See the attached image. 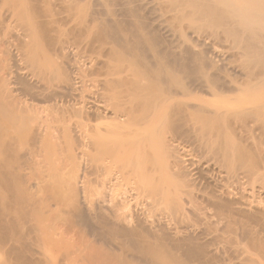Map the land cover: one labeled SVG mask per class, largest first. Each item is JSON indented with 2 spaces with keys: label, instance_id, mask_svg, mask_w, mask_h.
Wrapping results in <instances>:
<instances>
[{
  "label": "rangeland",
  "instance_id": "obj_1",
  "mask_svg": "<svg viewBox=\"0 0 264 264\" xmlns=\"http://www.w3.org/2000/svg\"><path fill=\"white\" fill-rule=\"evenodd\" d=\"M38 1L40 3L41 0H0V118L3 120V115L7 113L8 109L12 110V115L10 114L11 116L7 118L11 128H8L10 130H6L1 137V141L4 142V144L1 142V145L2 147L4 145V152L7 147L10 151V148L13 149L14 146L21 151L20 153L15 150L17 154L19 153L17 157L21 154L20 157L27 158L31 152V150L27 152L30 143H28L29 135L38 126L41 129L40 137L44 136L45 140L47 138L45 136L48 134L47 136L52 139L47 138L51 141H49V146L47 148L44 146L46 149L43 152L40 149L39 151L42 156L45 155L42 157V162L45 158L46 165L49 163L48 166L53 171L51 172L49 169L47 171L50 172H46L44 168L48 166L43 167L42 164L45 162L39 163L41 159L36 161H39L38 165H42H40L41 171L46 172L43 173L44 175L42 172L39 174V168L36 169L38 172L35 170V173L32 170L23 169L25 170L24 174L27 175L24 177L22 173L25 180L19 181L21 186L27 185L24 187L25 190H21V194L26 196L21 195L23 197L20 199H23H19L20 202L24 201L22 202L23 206L21 203L18 205L14 202V204L12 203L14 208L17 209L18 206H21V209L18 208L19 211L15 213L11 211L13 214L8 216L10 212L7 211L13 209L12 205V207L9 206L11 209H6L7 214L4 212L0 216L2 215L1 219L3 216L5 217V214L7 218L10 217L8 220H11V224L14 223L13 226L9 223L11 227L15 228L11 229L13 232L22 230L24 222L27 225L29 222V226L33 225L31 227H37L32 236L34 235L33 237L36 238L35 234H37L36 240L40 239V241L37 240L38 243L36 240L32 243L28 242L33 237L29 238L31 234L26 232L27 227L22 231L19 230L20 233L12 232V235L9 225V231H4L6 233L3 232L4 229H1L4 226H1L0 264H20L21 256L17 255L13 249L20 250L21 260L24 258L23 261L29 260L30 256L34 257L33 259L37 258L36 262L42 259L39 264L41 262V264H156L148 260L151 263L144 261L145 259L143 260L141 255L139 257L135 247L132 246L133 243L131 247H128L131 239L140 240L142 234L141 243L145 242L144 245L153 244L152 246L156 247L155 250L158 248L161 253H164L165 264H177V262L179 264V261L182 264H254L259 261L263 263L264 131L256 128L253 129L254 132L245 136L239 135L241 133L237 132L238 137L235 140L237 144L244 143L250 153L248 155L252 159H257V163L251 159L247 164L238 163L237 159L221 161L201 149L194 140L185 136L175 139V135L171 131L161 134L167 138L170 154L168 153L169 159L166 158L167 156L164 157L166 159L163 160V166L155 173V177L167 178L169 181L166 187L167 196H164L163 201L153 207L150 192L144 189L143 185H140L139 189L138 186L136 188V185L140 184L137 182H141L142 179L137 181L136 177L132 179L133 181L131 179L121 181V184L111 183L119 176L114 168L117 165L108 164L109 151L107 147L109 146L105 142L108 140L105 136V129L108 127L110 129H107L111 130L113 127L110 125L113 123L110 115L111 110L108 112L109 119L101 118L104 117L103 113L107 107H104L105 102L103 101L106 97L102 96H105L106 93H102L105 91L101 90L104 87L101 86L102 76L98 69L107 58V61L114 60L113 57L117 58L109 52L111 46L114 45V43L112 45L113 41L111 42L108 37H106L109 39L108 41L107 39L103 40L105 38L101 36L99 29L103 25H108L110 22L117 23L126 33L131 30L132 25H138V28L141 26L140 30L142 28L143 35L149 36L151 33L150 35L154 37L155 47L159 50L158 52L164 54V58L159 57L158 60L161 59L165 66L170 63L172 67L176 66L177 68L175 65L177 57L175 56H182V52L185 53L187 50L195 52L194 54L203 53L206 55V65L208 63L214 68L209 69V76L223 78V81L228 86L231 84V87L232 85L233 87L237 86L231 83L232 80H244L243 82H245L248 79V77L245 78L243 71L245 64L243 65L241 51L238 48H233L232 42L223 36H221L222 38L215 36L217 38L215 39L209 34L211 33L210 19L198 22L193 28H187L184 33L181 31L182 35L179 31L178 33L177 30L180 28L175 30L171 21L173 14L164 9L166 0H45L46 4H39ZM12 7L18 8V11L17 9L16 12L15 9L12 11ZM33 7H36V10L34 9L35 12L29 16L28 13L32 11ZM47 10L50 14L46 13ZM97 25L102 26L98 27ZM190 47L191 49H187ZM116 49L118 50V46ZM193 50L195 51L193 52ZM128 59L126 57L129 62L131 57ZM148 60L151 62L144 61L146 64L142 66V76L149 74L153 70L152 66L157 63L152 62L155 61L154 59L148 58ZM149 69L151 70L149 71ZM236 81L235 84L242 82ZM259 94L264 95V90ZM197 97L211 103L215 102L214 98H202L204 95L200 97L199 94ZM5 107L8 108L6 112H4ZM101 114L102 116L97 118ZM5 120L6 118L3 122ZM33 127L34 129H32ZM44 128L46 132H48L47 128H51L52 131L49 129L51 133L46 134ZM112 129L114 130V127ZM7 132L8 134H6ZM112 137L115 140L117 138L116 136ZM112 137L110 139H113ZM102 139L105 141L102 142ZM101 143L102 145H100ZM134 145L130 144L126 149L129 146L131 149ZM3 153L0 154V157L7 156ZM7 154V158H9L11 154ZM26 158L25 160H27ZM30 158L27 161H22L23 166L28 162L32 163ZM18 161L20 163L21 159ZM25 166L27 168V165ZM108 166H114L111 168L112 170L109 169L110 175H112V177L108 176L109 178L105 173ZM178 173L180 176L183 175L184 180H187L186 187L179 184ZM181 173L183 174L181 175ZM171 176L176 178L173 179ZM105 181L108 184L107 190L102 186ZM134 181L136 182L134 183ZM22 182L24 184L26 182V184L22 185ZM18 183L13 185H18ZM21 186L16 188L23 189ZM9 188L16 192L10 194L8 189L10 196H14L15 193V196H12L14 199L9 196L14 201L16 194L18 195L20 192L16 189L13 190V186ZM178 195L180 202L184 205L183 207L181 205L182 208H179L180 205L178 207L176 200ZM9 197L7 196V199ZM122 197L123 201H121ZM103 198L106 200L118 199L116 203L125 202L124 206L127 208L124 207V210L122 208L119 213L129 216L131 221L128 220V224L125 223L126 228L129 230L133 228L131 230L140 233L138 236L135 234L137 237H132L135 231H131V237L124 236L126 239L120 234L118 235L121 236L120 239L117 236L118 239L112 238L116 234L107 235L108 226L105 228L104 224L106 225L108 222L103 223L106 218L103 219L101 225L96 222L97 217L99 222L101 214L105 217L104 215L109 212H100L99 206H95L101 204ZM110 202L112 203L113 200ZM110 202L107 204L113 205ZM113 203L115 204V201ZM105 206L108 208L109 205ZM91 207L95 208L94 212L91 211ZM33 209H35V213ZM98 210L100 213L97 215H100L96 216L94 213L95 211L97 213ZM105 212L107 213L105 214ZM22 214L23 216H21ZM90 215H94L96 221ZM16 216L21 217L20 221L14 220L19 218ZM30 216H33V219ZM86 216L93 220L94 227L90 223H88L90 226L84 224L83 219ZM111 217L115 222L113 216L110 218L108 216L107 219L110 220ZM91 220L89 222H92ZM116 221H118L117 218ZM111 222L109 221V224ZM99 225H103L102 228ZM95 228L98 233L95 232ZM18 234L22 236L19 237ZM14 236H16V240ZM8 238L12 240L9 242ZM129 238L131 239L129 240ZM33 243L38 246H33ZM27 246L30 247L29 250L26 249ZM121 246H124V249ZM121 248L122 250H119ZM30 259L32 260V258ZM31 260L28 263L33 262Z\"/></svg>",
  "mask_w": 264,
  "mask_h": 264
},
{
  "label": "bare ground",
  "instance_id": "obj_2",
  "mask_svg": "<svg viewBox=\"0 0 264 264\" xmlns=\"http://www.w3.org/2000/svg\"><path fill=\"white\" fill-rule=\"evenodd\" d=\"M166 2L167 3H165V5H164L165 8L164 7H161V8H164L166 12H171L173 14L171 16L173 28L175 30L177 28H180L177 30V32L179 31L181 33V31H182V33H184L187 28L188 29L193 28L198 22H203L205 20L210 19L211 25L209 26V28H210L211 33H209V34H211L214 38H215V36L217 38H218V36L219 37L223 36L224 38H226V39L230 40V42H232L233 48L234 47H235V49L238 48L241 51V57L243 58V62H244L243 65L245 64V70H243V71L245 72V76H246L245 78L248 77V79H246L245 82H243L244 80L243 81L239 80V81H242L243 83L242 82L240 83L239 81H236L234 79L236 82H239V84L238 83L235 84V81L232 80L231 83L234 84L235 86L236 85L237 86L233 87V85H232V87H231V84L228 86V84L223 81L222 77H221L222 79H219L218 77L215 78L213 76L212 77L209 76L208 71H210L209 69L213 68V67L209 66L208 63H207L208 66L206 65V61H207L206 55H204L203 53H197V52H196L197 54H194L195 50H193L194 53H192L189 50H187L188 51L187 52L185 49H183L186 52L185 53L182 52V56H180V55L175 56V57H177V58H175V60H176L175 65H177L178 69L176 68V66L172 67L170 63L167 66H165L164 63L161 61V59L158 60L159 57L164 58L163 57L164 54L162 52H158L159 50H157V48L155 47V45L153 43L154 37L152 35H150L151 33L149 34V36L145 35V34L143 35V31H141L142 28L140 30L141 26H139V28H138L137 27L138 25H136V26L132 25L131 30L126 33V31H123L121 26H119L117 23L113 24L110 22L111 25L108 23V25H105L106 27L104 25H103L104 27L102 25H97L98 27L102 26L101 28H103V29L100 28L102 31L99 29V31L101 32V36L103 38H105V39H103V38L102 39L103 40L107 39V41L110 39L111 42L113 41L112 45H113V43H114V45L111 46L112 48L110 47L112 49V51H111V49H109V52L114 54L113 56L117 57V58H114V57L112 58V55H110L111 58L114 60H111L109 57V59H110L109 61H107L108 60V58H107L106 59L107 62L104 61V63L102 65H100L101 67L99 66L100 68L99 69L97 68L100 72L99 74H101V76H102V79H100V80H102L101 86H103L104 89L101 87L102 88L101 90L105 91L102 93H104V94L106 93L105 96H102V97H106V99H105L106 101L103 98V100H104L103 102H105L104 107L105 108L107 107L106 111L103 113V115L105 114L104 117L101 114L97 118H100L102 116L101 118H108L109 119V116L111 115V119L113 120V123L111 121L112 124H110V125H112L114 127V130L112 129L113 127L111 128V130H108L110 128L107 127L108 128L107 129L105 127L106 128L105 129V133H106L105 136L107 137L108 140L105 141L102 139V142L105 141L107 143L106 145L109 146V147H107L108 151H109L108 164L117 165L116 167H114V166L113 167L116 168V172H118V174H119L118 177L116 176L117 178L115 180H113V178H112L113 181L111 183L121 184V181H124V180L126 181V179L132 180L133 178H136V177L138 179L137 181H140L139 179H142L141 182H137L140 184L136 185V188L138 186V189H139L140 185H143L144 189H147V191L150 192L149 194H151L150 196H151L152 201H153L152 202L153 207L157 206L160 203V201H163L164 196H167L166 195L167 194L166 193L167 192L166 187H167V184L169 181L167 178H163V177L162 178H159V177L156 178L155 177V173H157V171L163 166V160H165L166 158L169 159L168 156L170 154V152H168V151H170L169 150L170 145H168L169 143L167 141V138L165 136H162L161 134H163L166 131H171L172 133H174L175 139H180V136H182V137L185 136L186 138L194 140L198 143V145L200 146L201 149L205 150L207 153L211 154L212 156L219 158V160L221 159V161H224V162L227 160H234L235 161V159H237L236 161L238 163H242V164L246 163L247 164V162L249 163V160H251L252 157L250 155H248L250 153L247 149V146H245L244 143H238L237 144V142L235 141L236 137H238L237 132L241 133L239 135L245 136V135H248V134H251L252 132H254V130L256 128H257V130L264 131V95L259 94L260 91L264 90V0H166ZM38 3H39V1H38ZM41 3L42 4L45 3V0H41L39 4H41ZM162 6H163V4H162ZM35 8L33 7L31 9L32 11H30L28 13L29 16H30V14L32 15L33 12H35L34 11ZM14 9H15V12H16V9L18 11V8H15V7L11 8L12 11ZM48 12H49V10H47L46 13H48ZM49 14H50V12H49ZM182 33H181V35H182ZM106 37H108L109 39ZM217 38H215V39H217ZM187 41L189 43V40H187ZM185 43H186V41H185ZM183 45H184V43H183ZM117 46H118V50L116 49ZM195 46H197V45L195 44ZM113 47H115V48H113ZM120 48H121V50L119 51ZM182 48H183V46H182ZM187 49H191V47L187 48ZM121 51L126 52L128 56L126 55V53H122ZM123 54L126 55L127 59H128V57H131V60L129 61L130 63L128 62L129 59L126 60V57H124L125 55H123ZM186 56H187V58L189 56V58L187 59ZM148 58L152 59V60L154 59L155 61H152V62H154V63L157 62L156 63L157 66L153 65L152 66L153 70H151L152 68L149 69V71L151 70L149 72L150 75L147 74L148 76L147 75L142 76L141 69H142V66L144 64H146L144 62L145 60H147L146 62L150 61V60H148ZM131 61H132V63H131ZM126 63H129V64L126 65ZM246 72H247L248 76L246 75ZM145 73H148V72H145ZM101 76L99 75V77H101ZM103 76H105L104 80H103ZM225 78H224V80H225ZM228 80H229V78H228ZM227 82L230 83V81H227ZM199 94H200V97H202L204 95V97H202V98H207V97L208 98H214L215 102L211 103L209 101H204L201 98L197 97ZM261 96L263 97L262 99H261ZM0 97H1V95H0ZM7 102H9V101H7ZM102 106H101V108L103 109ZM7 109L8 108H6V110H4V112H6ZM109 110H111L110 115L108 113ZM4 112H3V114H4ZM11 112H12V110L8 109L7 113H5L3 115V117L6 118L5 122H3L4 118H3V120H2V118H0V120H2L0 122V145H1V142H2V144H4V142L1 141V139H2L1 137H3L6 130L7 131L10 130L8 128H11V127H9V124H8L9 122L7 120V118H9L12 115ZM35 114H36V112H35ZM1 116H2V113H1ZM31 116H33V115L31 114ZM88 116H89V114H88ZM91 119H93V118H91ZM31 121H32V119H31ZM42 122H44V121H42ZM42 122H40V123L45 126L44 123L46 121L44 123H42ZM40 123H39V125L41 127H43ZM33 126H35V125H33ZM105 126H107V125L105 124ZM36 128H35L36 132L34 130L33 131L30 130L32 132L29 135L30 137L28 136L29 137L28 143L29 142L30 143L28 144V146H29V148L27 149L28 151L27 150L26 151L29 152L31 150V152H29V155H28V153H26L28 156L25 154V156H27V158L26 157H23V158L20 157L21 154L19 155L20 158L17 157L19 153L17 154L15 150H17V152L19 151L20 153H21V151L14 146H13V149L10 148L11 149L10 151L7 147L8 150L7 149L5 150V152L7 151L6 153L3 151L4 145H3V147H2V145L0 146L1 147L0 151L2 150L0 152V154L4 152L3 154L7 155L6 157H4L5 155L0 157V159L3 158L2 160H0V210H1L0 214H2V213L4 214V212H6L7 208L11 209L14 202L18 203V205H19V203H21L22 204L21 206H23L22 202H24V201L20 202L19 199L24 196L21 193L23 190H25L24 187L27 185H25L26 182H25V184L22 182V185H25L23 187L20 185L21 183L19 181L25 180L24 177L27 176L26 174H24L25 170H27V169H28V171L32 170L35 173V170L39 168L38 169L39 174H40V172H42V175H44L43 173H46V172L49 173L50 172L47 170H49L51 167L48 166L49 163L46 165V161H44L45 158L43 159V162H45V164L42 162V157H44L45 155L43 154L44 156H42L41 155L42 153L40 151L43 152V150L49 146V143L51 141L48 139H51V138H49L47 136L48 135L47 133L50 134L51 132H49V131L50 130L52 131V129L49 128L50 129L49 130L47 128L48 132H46V130H45L46 127L44 128V132H46V134H47V135L45 134L46 135L45 137L48 138V139L46 138L44 140V136L40 137V135H39L41 129L38 128V126H36ZM32 129H34V127ZM6 134H8V132ZM102 135L104 137V134H102ZM112 136H116L117 137L116 140ZM5 137H6V135H5ZM110 137H112L113 139H110ZM38 143H39V145H37ZM98 144H99V142H98ZM130 144L131 145L135 144V145L132 146L133 148H131V149H129L130 146L128 147V149H126V147ZM100 145H102V143ZM44 146L46 148H44ZM38 147H40V148H38ZM101 148H102V146H101ZM39 149H40V151H39ZM7 153L11 154V156L9 158H7L8 157ZM38 156L39 157L41 156V157L39 158ZM165 156H167V157L164 159ZM25 158L27 160L29 158L32 159L31 160L32 163L29 164V162H28V163L24 164V166H23V162L27 161V160H25ZM18 159H21V162L22 161L23 162L19 163L20 160L17 162ZM22 159H24V160H22ZM40 159H41V161H40ZM36 160H39L40 162L36 161ZM252 160H254L257 163L256 158H254ZM35 161H36V164H35ZM15 162H16V164H15ZM37 162L43 163L42 164L43 167L45 165L48 166V167L44 168V169H46V172L45 171L43 172V170L41 171L42 165L41 164L38 165ZM54 163L57 164V162H54ZM25 165H27V168ZM50 165H52V164H50ZM109 166L107 167L106 172H105L106 177H108V176L112 177V175H110V173H111L110 170H112L111 168H113V167H109ZM33 167H35V168H33ZM23 169H25V170H23ZM52 171L53 170H51V172ZM56 171H57V169H56ZM97 172L99 173V171H97ZM22 173H23V176L25 175L24 177L22 176ZM34 173L32 172V175ZM259 173H260V171H259ZM107 174H109V175H107ZM179 174L180 173H178V177H179L180 181H178V178L176 180L179 182L180 185H182L183 187L184 186L186 187L187 186L186 185L187 180H184L185 179L184 177H183L184 179L182 178L183 173H181L182 176H180ZM48 177H50V176H48ZM171 177L173 179L176 178V177L174 178L173 176H171ZM34 178H35V176H34ZM114 178H115V176H114ZM134 180H136V179H134ZM135 182L136 181H134V183ZM17 183H18V185H13V184H17ZM31 185H33V184L31 183ZM31 185H30V187H31ZM107 185L108 184L106 181L103 182V184H102L104 189H106L108 187ZM11 186H13V190L16 189L20 192V194H18V195L16 194V198L14 201H12V199L10 198L13 196V195L10 196L11 192H15V191L10 190V189H12V188H9ZM18 186L23 187V189H17L16 187H18ZM32 187H34V186H32ZM37 187H39V186H37ZM188 187H189V185H188ZM8 189L10 191V194H9ZM39 189H40V187H39ZM7 191H8V193H7ZM24 192H26V191H24ZM15 193H14V196H15ZM21 195H23V196H21ZM7 196L8 197L10 196V197L7 199ZM124 198L127 199L128 197H124ZM22 199H20V200H22ZM114 199H111V200L107 199L106 200L103 198V201L101 202V204L95 205L97 207L99 206L98 208H99L100 212L103 211V213H104V211H107V212L109 211L110 214L112 213L113 215L112 214L108 215L109 212L108 213L105 212V214L107 213V215H104L105 217H103V215L101 214V216L99 218L100 221L102 220L101 223H100V221L98 222V217L96 219L97 221L95 220L96 217H94V215L91 216L92 215L91 214L90 217H93L94 220L100 225L105 223V222H108V223H106V225L104 224V227L107 228V226H108V229H106V231L108 230L107 235L108 234L109 235L116 234L114 237L111 236L112 238L119 237L118 236L119 234L122 235L123 237L124 236L126 237V235H129L128 237H131L130 236V235H132L131 231H133L131 229H133V228H130V230H129L126 228V224H125V223L131 221V219L129 220L128 215L126 216V214H124V213H121V214L119 213V212H121L122 208L124 210V207H126V206H124L125 202L124 203L121 202V201H123V197H122V200L119 201L118 203H116L117 202L116 200H118V199H116V200H114ZM126 199H125V201H126ZM112 200H113V202L115 201V204L113 202L112 203L110 202ZM176 200L178 201V207L180 205L179 208H182L184 205L180 202V196L178 198H176ZM109 202L113 205L107 204ZM105 205H109L110 207L108 206V208H110V209L106 208ZM181 205H182V207H181ZM9 206H11V207H9ZM21 206H18L17 209L20 208ZM92 207H91V211H93V209H95V208L92 209ZM24 208H25V206H24ZM13 209H11V210L7 209L8 210L7 212H10L8 216H10V214L15 213L16 211H19V209L17 210L16 208H14V205H13ZM99 210L97 211V213L95 211L94 214H96V216L100 215V214L97 215L98 213H100ZM33 211H34V213L36 212L35 209H33ZM7 212H6V214H7ZM37 213H40V212H37ZM128 213H130V212H128ZM6 214H5V217L4 216L2 217V219H1L2 215L0 216V227L4 226L3 228H1V229H4L3 232L7 231V230L9 231V228L11 227L10 226L11 220H8V218H10V217L7 218ZM21 216H23V214ZM108 216H109V218H110V216L115 217V219H114L115 222H113L112 217H111L112 219H110V220L107 219ZM13 217L15 218V216H13ZM16 217L17 218L19 217V218L18 219L12 218V219L20 221L21 217L20 216H16ZM30 217H32V219H33V216H30ZM88 217H89V215H88ZM105 218H106V220H109L112 222L109 224V221H106ZM116 218L118 219V221H116ZM32 219L30 218L31 221H32ZM89 219L91 220V218H87V216L84 217L83 222L85 225H89L88 223H90L92 225L93 220H91L92 222H89L90 221ZM103 219L105 220L104 222H103ZM96 222H95V224H97ZM132 222L134 223V221H132ZM22 223H23V221H22ZM27 223H28V225L25 224V222H24V224L27 226H25L23 224V227L21 229L24 230L23 228L27 227L26 232L30 233L31 237H29V238H32L34 236V235L32 236V233L35 232V229L37 227L36 228L31 227L33 225L30 224V226H29V222H27ZM13 224L14 223H12L11 225L13 226ZM17 224H19V223H17ZM8 225L10 226L9 228H8ZM28 226H29V228H28ZM34 226H35V224H34ZM92 226L94 227V224ZM102 226H100V227L102 228ZM128 227H130V225H128ZM12 228L13 227L10 228V231ZM13 229H15V228H13ZM19 230L18 231L14 230V232L16 231L18 233ZM22 230H20V231H22ZM134 231H135V233H133L134 235H132V237L135 238V236H136L135 234H137V236H138V234H140V233H136L137 232L136 230H134ZM12 232L13 231H11V233ZM95 232H97L96 228H95ZM100 232H102V231H100ZM4 233H6V232H4ZM13 233H12V235H13ZM21 234L26 235L27 233H21ZM21 234L20 235L18 234L19 237L22 236ZM35 235L37 238V234H35ZM38 235H40V234H38ZM142 235H141V238H142ZM14 237H15L14 239L16 240V236H14ZM23 237H24V235H23ZM120 237H119V239H120ZM128 237H127V239H128ZM36 238H34L33 240L31 239V241L29 239L28 242H30V243L34 242L36 240ZM141 238H140V240L142 241ZM8 239H9V242H10V240H12L10 238H8ZM19 239H21V238H19ZM130 239L131 238H129V240ZM37 240L40 241V239H37ZM37 240H36V243H38ZM122 240H124V239H122ZM134 240L131 239L132 242L129 241L130 246H128V247H131V244L133 243L134 245L132 244V246L135 247L136 254L138 253L139 257L141 255V258L143 260L145 259L144 261H146V262L151 261L152 263L154 262L156 264H165L164 253H161L158 248H157V250H155L156 247L152 246L153 244L149 245L147 243L148 245H144V244H146L144 242L145 240L143 241L144 244L141 243V241L139 239H137L135 241ZM4 241H7V240L4 239ZM6 243H8V242H6ZM125 243H124V245H125ZM117 244H118V242H117ZM126 244H128V243H126ZM121 245H122V243H121ZM29 246H31V245H29ZM33 246H35L34 243H33ZM33 246H31V247H33ZM37 246H38V244H36L35 247H37ZM22 247H24V246H22ZM22 247H21V250H22ZM121 247H123V249H124V246H121ZM134 247L132 248L133 250H134ZM27 248H28V250L30 249V247H28V246L26 247V249ZM33 248H31V249L33 250ZM17 250L13 249V251H16L17 255H20L22 257V254H20L21 253L20 250H18L19 253L17 252ZM119 250H122V248ZM33 251H35V250H33ZM10 254H11V252H10ZM17 255H15V256L17 257ZM31 255L32 256L34 255L33 252ZM16 257L14 258L15 260H16ZM21 257H20V259H19V256L17 258V260L18 259L20 260V264L25 262V261L27 263L25 262L23 264H32V263L34 264V262H35V264H39V262L42 260L40 258L41 260L40 261L37 260V262H38L37 263L36 262L37 258L33 259L34 257L30 256L29 260L26 259L25 261H23L24 258H22V260H21ZM30 258H32V260ZM262 258H263V256H262ZM30 260L33 262L28 263ZM254 261H256V260H254ZM151 262H148V263H151ZM257 263L258 264L259 263L264 264V262L262 263L260 261ZM257 263L254 262V264H257ZM177 264H178V262H177ZM179 264H182V262L179 261Z\"/></svg>",
  "mask_w": 264,
  "mask_h": 264
}]
</instances>
